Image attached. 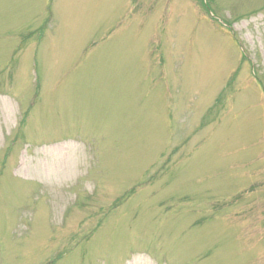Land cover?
Returning a JSON list of instances; mask_svg holds the SVG:
<instances>
[{"label": "rangeland", "instance_id": "rangeland-1", "mask_svg": "<svg viewBox=\"0 0 264 264\" xmlns=\"http://www.w3.org/2000/svg\"><path fill=\"white\" fill-rule=\"evenodd\" d=\"M0 264H264V0H0Z\"/></svg>", "mask_w": 264, "mask_h": 264}, {"label": "trees", "instance_id": "trees-1", "mask_svg": "<svg viewBox=\"0 0 264 264\" xmlns=\"http://www.w3.org/2000/svg\"><path fill=\"white\" fill-rule=\"evenodd\" d=\"M231 22L234 23V20H231L230 23H231Z\"/></svg>", "mask_w": 264, "mask_h": 264}]
</instances>
